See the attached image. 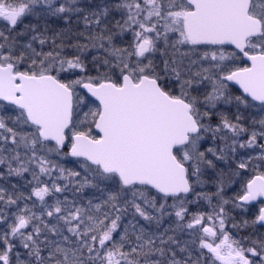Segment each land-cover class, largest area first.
I'll return each instance as SVG.
<instances>
[{
	"label": "snow or ice",
	"instance_id": "snow-or-ice-1",
	"mask_svg": "<svg viewBox=\"0 0 264 264\" xmlns=\"http://www.w3.org/2000/svg\"><path fill=\"white\" fill-rule=\"evenodd\" d=\"M0 264H264V0H0Z\"/></svg>",
	"mask_w": 264,
	"mask_h": 264
},
{
	"label": "trees",
	"instance_id": "trees-1",
	"mask_svg": "<svg viewBox=\"0 0 264 264\" xmlns=\"http://www.w3.org/2000/svg\"><path fill=\"white\" fill-rule=\"evenodd\" d=\"M28 19H30V18H26V19H25V23L28 22ZM20 27H23V25H21Z\"/></svg>",
	"mask_w": 264,
	"mask_h": 264
}]
</instances>
